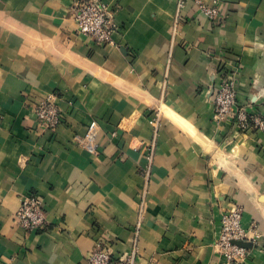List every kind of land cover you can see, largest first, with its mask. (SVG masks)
I'll use <instances>...</instances> for the list:
<instances>
[{
  "label": "crops",
  "instance_id": "obj_1",
  "mask_svg": "<svg viewBox=\"0 0 264 264\" xmlns=\"http://www.w3.org/2000/svg\"><path fill=\"white\" fill-rule=\"evenodd\" d=\"M76 1L0 0V264H87L99 243L136 246L137 264H229L214 243L235 206L261 236L243 264H264V133L213 121L228 75L264 116V0H219L216 21L190 1L174 43L179 0H101L107 46L79 34ZM48 96L55 130L35 119ZM31 193L47 225L27 232L14 216Z\"/></svg>",
  "mask_w": 264,
  "mask_h": 264
},
{
  "label": "built area",
  "instance_id": "obj_2",
  "mask_svg": "<svg viewBox=\"0 0 264 264\" xmlns=\"http://www.w3.org/2000/svg\"><path fill=\"white\" fill-rule=\"evenodd\" d=\"M192 2L197 11L207 19L216 21L220 18V2L213 0H179L177 14L173 25L172 42L179 33L182 12ZM73 19L79 34L92 40L97 46L112 44L113 35L118 26L115 15L110 6L101 0H77L73 5ZM237 91L231 75L221 79L216 88L213 121L215 124L233 122L239 133L248 131L264 133V116H253L238 106ZM37 125L44 130H55L63 123V114L55 101V97L48 96L34 109ZM162 112L158 109L150 120L155 136L158 135ZM154 160V144L147 152V167L144 176L149 178L150 167ZM142 208V207H141ZM15 223L27 232L41 230L47 225L44 201L38 194H28L21 200V204L14 216ZM222 225L218 238L214 243L216 252L225 258L229 264H243L247 249L238 245L240 242L254 243L260 239L255 224L245 228L243 226V209L235 206L222 215ZM138 249L131 250L119 257L113 256L110 248L97 244L87 259V264H137Z\"/></svg>",
  "mask_w": 264,
  "mask_h": 264
},
{
  "label": "water",
  "instance_id": "obj_3",
  "mask_svg": "<svg viewBox=\"0 0 264 264\" xmlns=\"http://www.w3.org/2000/svg\"><path fill=\"white\" fill-rule=\"evenodd\" d=\"M239 246L244 247V248H252V244L251 243H244V242H240L238 243Z\"/></svg>",
  "mask_w": 264,
  "mask_h": 264
}]
</instances>
